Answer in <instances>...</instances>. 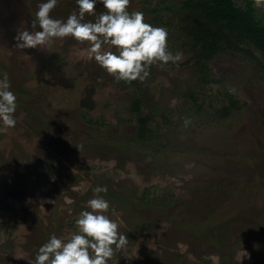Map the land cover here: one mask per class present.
<instances>
[{
    "label": "rangeland",
    "instance_id": "obj_1",
    "mask_svg": "<svg viewBox=\"0 0 264 264\" xmlns=\"http://www.w3.org/2000/svg\"><path fill=\"white\" fill-rule=\"evenodd\" d=\"M7 1L0 76L7 73L17 96V123L0 124V264H29L51 235L69 237L97 186L107 187L99 195L128 238L108 264H264V80L250 57L221 51L198 67L175 25L183 0H129L127 10L166 28L168 49L183 54L152 64L143 100L152 133L141 141L127 111L131 89L89 58L88 42L18 48L14 37L36 30L42 0ZM156 3L172 10L153 19ZM253 6L264 25V7ZM77 11L76 0H58L50 15L66 20ZM51 50L64 61L62 75L39 72V54Z\"/></svg>",
    "mask_w": 264,
    "mask_h": 264
},
{
    "label": "clouds",
    "instance_id": "obj_2",
    "mask_svg": "<svg viewBox=\"0 0 264 264\" xmlns=\"http://www.w3.org/2000/svg\"><path fill=\"white\" fill-rule=\"evenodd\" d=\"M57 3L42 0L31 25L36 30L25 29L14 37L18 48L35 49L54 38L88 42L89 58L116 81L125 82L145 80L154 62L175 64L183 59L182 53L173 54L168 49L167 29L147 23L141 11L129 12V0H76L78 11L66 20L50 15ZM98 4L105 11L97 15ZM255 6L264 7V0H255ZM86 14L95 15V20H86ZM16 110L17 96L4 73L0 76V124L15 127ZM190 124L191 119L185 118L184 127ZM93 192L94 197L87 201L90 210L82 211L75 220L76 231L67 238L51 235L29 264H108L114 252L127 245V236L119 232L118 223L107 214L108 200L99 195L106 193L107 187L97 186ZM246 256L244 252L241 257Z\"/></svg>",
    "mask_w": 264,
    "mask_h": 264
},
{
    "label": "trees",
    "instance_id": "obj_3",
    "mask_svg": "<svg viewBox=\"0 0 264 264\" xmlns=\"http://www.w3.org/2000/svg\"><path fill=\"white\" fill-rule=\"evenodd\" d=\"M7 2V0L0 2V10L3 13L7 12L10 7ZM254 2L255 0H244L243 7L237 6L234 0H183L178 2L177 10H174L173 14L177 23L175 25H178L181 38L187 40V44L191 48L190 51L195 52V64L198 67L206 66L219 52L232 50L250 57V60L259 68L257 73L260 74V78L264 80V25L256 16ZM170 10H172L170 5L156 3L150 13L153 15V19H157L160 12H169ZM169 27L172 29L171 25ZM254 51L259 52L261 59L255 55ZM38 57H40L39 61L42 65L39 72L46 71L51 75L61 73L64 61L56 52L51 50L45 57H41V54ZM152 76L151 65L149 76L143 81L125 82L116 81L113 78L115 82L131 89L132 94L129 96L127 111L136 123V138L141 141H147L152 133L149 127L151 115L145 112L143 106L148 89L147 84ZM232 107H234V103L223 107L221 113L230 115ZM86 115L85 113L82 117ZM87 122L93 126L102 125L99 119L89 118ZM3 189L5 188L0 186V206L5 198ZM198 225L200 229L208 228L205 222Z\"/></svg>",
    "mask_w": 264,
    "mask_h": 264
}]
</instances>
